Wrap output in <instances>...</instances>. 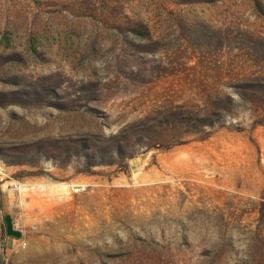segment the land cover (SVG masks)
Wrapping results in <instances>:
<instances>
[{
	"label": "rangeland",
	"instance_id": "1",
	"mask_svg": "<svg viewBox=\"0 0 264 264\" xmlns=\"http://www.w3.org/2000/svg\"><path fill=\"white\" fill-rule=\"evenodd\" d=\"M0 185V264H264V0H0Z\"/></svg>",
	"mask_w": 264,
	"mask_h": 264
},
{
	"label": "crops",
	"instance_id": "2",
	"mask_svg": "<svg viewBox=\"0 0 264 264\" xmlns=\"http://www.w3.org/2000/svg\"><path fill=\"white\" fill-rule=\"evenodd\" d=\"M11 192H18V190L13 187L9 189L8 187L7 191L3 185H0V224L4 226L6 233L9 235L17 231L15 216L18 212L17 210L21 208V203L11 198Z\"/></svg>",
	"mask_w": 264,
	"mask_h": 264
},
{
	"label": "built area",
	"instance_id": "3",
	"mask_svg": "<svg viewBox=\"0 0 264 264\" xmlns=\"http://www.w3.org/2000/svg\"><path fill=\"white\" fill-rule=\"evenodd\" d=\"M15 189H17V185H15V187H14ZM20 229V232H21V234H22V240H20V242H21V247L22 248H25L26 246H27V241H26V231L24 230V229H22V228H19Z\"/></svg>",
	"mask_w": 264,
	"mask_h": 264
},
{
	"label": "bare ground",
	"instance_id": "4",
	"mask_svg": "<svg viewBox=\"0 0 264 264\" xmlns=\"http://www.w3.org/2000/svg\"><path fill=\"white\" fill-rule=\"evenodd\" d=\"M22 190V188H20ZM27 190V189H26Z\"/></svg>",
	"mask_w": 264,
	"mask_h": 264
}]
</instances>
